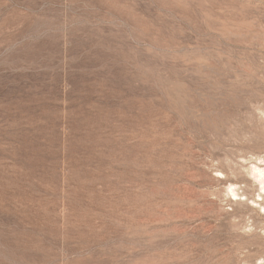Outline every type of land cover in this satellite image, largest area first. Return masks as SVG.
Listing matches in <instances>:
<instances>
[{
	"label": "rangeland",
	"instance_id": "374dc122",
	"mask_svg": "<svg viewBox=\"0 0 264 264\" xmlns=\"http://www.w3.org/2000/svg\"><path fill=\"white\" fill-rule=\"evenodd\" d=\"M254 162L264 0H0V264H264Z\"/></svg>",
	"mask_w": 264,
	"mask_h": 264
},
{
	"label": "bare ground",
	"instance_id": "6f19581e",
	"mask_svg": "<svg viewBox=\"0 0 264 264\" xmlns=\"http://www.w3.org/2000/svg\"><path fill=\"white\" fill-rule=\"evenodd\" d=\"M262 159V158H261ZM260 159V160H261ZM259 160V162H260ZM263 160V159H262ZM256 162H254L253 164H255ZM254 176L259 179L262 184H264V164L259 163V164H255L253 165V167L251 168ZM250 170V171H251ZM252 174V173H251ZM261 206V205H260Z\"/></svg>",
	"mask_w": 264,
	"mask_h": 264
}]
</instances>
